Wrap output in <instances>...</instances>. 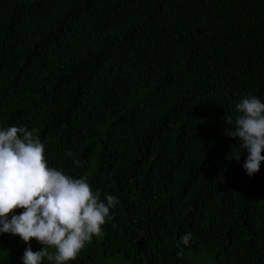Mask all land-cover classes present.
<instances>
[{
	"label": "trees",
	"instance_id": "1",
	"mask_svg": "<svg viewBox=\"0 0 264 264\" xmlns=\"http://www.w3.org/2000/svg\"><path fill=\"white\" fill-rule=\"evenodd\" d=\"M248 95L264 102V0H0V128L119 201L65 264H264V161L249 177L225 135ZM26 247L0 233V264Z\"/></svg>",
	"mask_w": 264,
	"mask_h": 264
},
{
	"label": "clouds",
	"instance_id": "2",
	"mask_svg": "<svg viewBox=\"0 0 264 264\" xmlns=\"http://www.w3.org/2000/svg\"><path fill=\"white\" fill-rule=\"evenodd\" d=\"M236 115L224 116L225 135L239 138L247 151L243 168L249 177L264 161V102L255 95L235 104ZM44 145L25 127L0 128V233L18 235L27 245L23 264H65L75 260L93 236L103 235L102 225L119 203L114 195L101 199L86 178H74L49 167ZM70 156L71 153H68ZM239 160L240 155L234 157ZM77 166L81 161L75 160ZM17 209H21L17 213ZM191 233L178 242L187 246ZM43 247L33 251L31 241ZM54 248L55 253L48 249Z\"/></svg>",
	"mask_w": 264,
	"mask_h": 264
},
{
	"label": "rangeland",
	"instance_id": "3",
	"mask_svg": "<svg viewBox=\"0 0 264 264\" xmlns=\"http://www.w3.org/2000/svg\"><path fill=\"white\" fill-rule=\"evenodd\" d=\"M108 264H130L129 261L125 260V259H120L118 258L117 260H115L114 262H109ZM208 264V263H207Z\"/></svg>",
	"mask_w": 264,
	"mask_h": 264
}]
</instances>
